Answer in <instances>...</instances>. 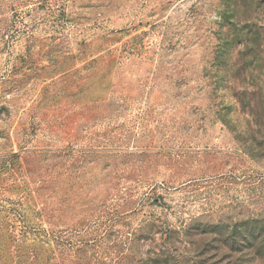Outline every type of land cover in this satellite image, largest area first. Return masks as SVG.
I'll list each match as a JSON object with an SVG mask.
<instances>
[{"label":"rangeland","instance_id":"374dc122","mask_svg":"<svg viewBox=\"0 0 264 264\" xmlns=\"http://www.w3.org/2000/svg\"><path fill=\"white\" fill-rule=\"evenodd\" d=\"M227 7L0 0V264H235L203 233L264 218V91L246 133ZM233 22L264 42V0Z\"/></svg>","mask_w":264,"mask_h":264},{"label":"trees","instance_id":"16d2710c","mask_svg":"<svg viewBox=\"0 0 264 264\" xmlns=\"http://www.w3.org/2000/svg\"><path fill=\"white\" fill-rule=\"evenodd\" d=\"M225 2L228 7L223 16V27L229 37L219 41L214 63L218 71L214 78L218 79V83H224V87L219 89H226L228 97L244 107V114H247L244 132L255 133L251 118L256 119L257 112L251 103H256V87L260 89L259 94L264 91V42L259 38L261 29L256 25L250 26L247 23L240 26L239 23L233 22L237 9L244 6L246 0ZM259 4V1L254 3L260 8ZM227 125L230 126V123ZM257 126L260 127L261 123H257ZM206 228L209 230L203 234L211 238V250H216L221 259L235 260V264L236 261L246 260L251 263L264 260V218L248 219L230 225H210ZM204 242L208 241L204 239ZM215 243L217 247H213ZM147 264H172V261L167 254L160 253L150 258Z\"/></svg>","mask_w":264,"mask_h":264}]
</instances>
